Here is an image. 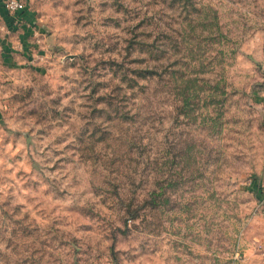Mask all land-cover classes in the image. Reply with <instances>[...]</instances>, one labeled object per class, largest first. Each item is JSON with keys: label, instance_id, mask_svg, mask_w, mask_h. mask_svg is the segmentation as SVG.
Here are the masks:
<instances>
[{"label": "rangeland", "instance_id": "obj_1", "mask_svg": "<svg viewBox=\"0 0 264 264\" xmlns=\"http://www.w3.org/2000/svg\"><path fill=\"white\" fill-rule=\"evenodd\" d=\"M25 1L0 264H264V0Z\"/></svg>", "mask_w": 264, "mask_h": 264}, {"label": "built area", "instance_id": "obj_2", "mask_svg": "<svg viewBox=\"0 0 264 264\" xmlns=\"http://www.w3.org/2000/svg\"><path fill=\"white\" fill-rule=\"evenodd\" d=\"M1 3H3L5 9L13 15H17L27 9V3L25 0H2Z\"/></svg>", "mask_w": 264, "mask_h": 264}, {"label": "trees", "instance_id": "obj_3", "mask_svg": "<svg viewBox=\"0 0 264 264\" xmlns=\"http://www.w3.org/2000/svg\"><path fill=\"white\" fill-rule=\"evenodd\" d=\"M26 10H27V9H25L24 11L18 13L17 15H19V16L23 15V14L26 12Z\"/></svg>", "mask_w": 264, "mask_h": 264}, {"label": "crops", "instance_id": "obj_4", "mask_svg": "<svg viewBox=\"0 0 264 264\" xmlns=\"http://www.w3.org/2000/svg\"><path fill=\"white\" fill-rule=\"evenodd\" d=\"M1 2H2V1L0 0V4H1Z\"/></svg>", "mask_w": 264, "mask_h": 264}]
</instances>
